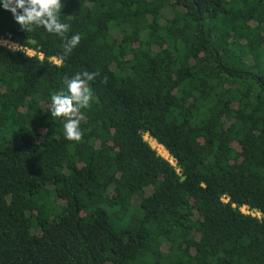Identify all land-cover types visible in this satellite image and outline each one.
<instances>
[{
    "label": "trees",
    "instance_id": "16d2710c",
    "mask_svg": "<svg viewBox=\"0 0 264 264\" xmlns=\"http://www.w3.org/2000/svg\"><path fill=\"white\" fill-rule=\"evenodd\" d=\"M61 3L64 59L0 5L35 53L0 46V264H264V0ZM83 71L75 143L48 105Z\"/></svg>",
    "mask_w": 264,
    "mask_h": 264
},
{
    "label": "clouds",
    "instance_id": "9594fccd",
    "mask_svg": "<svg viewBox=\"0 0 264 264\" xmlns=\"http://www.w3.org/2000/svg\"><path fill=\"white\" fill-rule=\"evenodd\" d=\"M0 5L5 11L12 14L22 31L29 32L40 27L47 33L59 37L63 41L61 59L68 57L81 41L80 34L69 37L71 26L60 21L61 11L64 7L61 0H0ZM5 45L9 51H15L19 47L7 44V42H0V46ZM98 75V72L83 71L76 73L71 78L66 76L63 80L64 88L51 96L48 111L52 117L64 121V135L70 142L79 143L82 140L83 133L80 127L81 121L84 119L82 110L90 109L94 101L90 82H93ZM103 82L107 83V80L105 79Z\"/></svg>",
    "mask_w": 264,
    "mask_h": 264
},
{
    "label": "built area",
    "instance_id": "2783aa9c",
    "mask_svg": "<svg viewBox=\"0 0 264 264\" xmlns=\"http://www.w3.org/2000/svg\"><path fill=\"white\" fill-rule=\"evenodd\" d=\"M0 42H7V44H14V43H12L9 39H0ZM14 45H16V44H14ZM3 47L8 48L6 45L3 46ZM17 50H22V51H24L28 56H34V55H35V53H34L33 51L28 50V49H26V48H20V47H18ZM38 57L41 58L42 55L39 54ZM164 159H165V158H164ZM166 160H168V161L172 164V159H170V158L168 157V154H167V158H166ZM240 211H241L242 213H244V214H249V215H251V216H253V217H256V218H258V219L262 218V216L260 215L259 212L249 210V209H248L247 207H245V206H244V207H241V208H240Z\"/></svg>",
    "mask_w": 264,
    "mask_h": 264
},
{
    "label": "rangeland",
    "instance_id": "374dc122",
    "mask_svg": "<svg viewBox=\"0 0 264 264\" xmlns=\"http://www.w3.org/2000/svg\"><path fill=\"white\" fill-rule=\"evenodd\" d=\"M144 139L150 144V146L153 148V149H155L156 151H157V153L160 155V156H162L163 158H167V153H166V151L162 148V147H160V146H158L153 140H151L149 137H147V136H144ZM174 163L172 162V165H173Z\"/></svg>",
    "mask_w": 264,
    "mask_h": 264
}]
</instances>
